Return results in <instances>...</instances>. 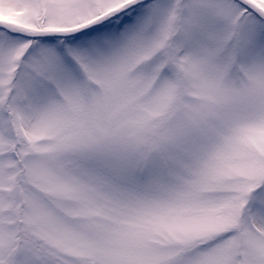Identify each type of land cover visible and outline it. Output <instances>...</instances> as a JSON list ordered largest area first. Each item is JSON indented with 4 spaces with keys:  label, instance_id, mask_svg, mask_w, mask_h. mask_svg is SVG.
<instances>
[{
    "label": "snow or ice",
    "instance_id": "obj_1",
    "mask_svg": "<svg viewBox=\"0 0 264 264\" xmlns=\"http://www.w3.org/2000/svg\"><path fill=\"white\" fill-rule=\"evenodd\" d=\"M0 264H264V0H0Z\"/></svg>",
    "mask_w": 264,
    "mask_h": 264
}]
</instances>
